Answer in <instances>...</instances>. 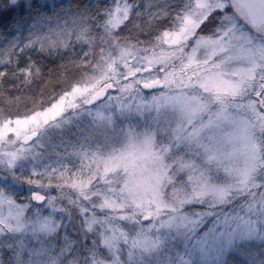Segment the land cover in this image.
Segmentation results:
<instances>
[{
    "label": "rangeland",
    "instance_id": "1",
    "mask_svg": "<svg viewBox=\"0 0 264 264\" xmlns=\"http://www.w3.org/2000/svg\"><path fill=\"white\" fill-rule=\"evenodd\" d=\"M148 1L153 17L169 0ZM195 3L176 30L139 47L112 39L131 12L129 0H113L106 46L92 74L49 106L0 122V235L44 238L59 229L63 197L45 198L44 187L27 180L28 197L16 200L11 192L23 190L14 185L22 165L47 166L46 134L75 132L66 157L79 164L73 179L80 193L100 198L98 208L109 213H89L87 227L113 263L122 264L127 253L130 264H160V257L171 261L176 254L174 264H228L230 257L264 264V27L253 28L235 4L236 32L199 35ZM53 8L30 13L24 29L0 37V66L30 47L67 50L92 42L85 12L68 4ZM104 89L107 96L88 106ZM35 132L38 138L25 144ZM181 179L186 195L174 185ZM188 205L209 209L193 212ZM221 213L232 222L235 243L219 257L204 255L192 247L191 230ZM48 255L37 253L29 264H48Z\"/></svg>",
    "mask_w": 264,
    "mask_h": 264
},
{
    "label": "trees",
    "instance_id": "2",
    "mask_svg": "<svg viewBox=\"0 0 264 264\" xmlns=\"http://www.w3.org/2000/svg\"><path fill=\"white\" fill-rule=\"evenodd\" d=\"M112 1L61 0L58 3H48L43 0H30L28 4L27 0H18L17 3L12 0H0V37H9L18 26L24 29L30 20L29 14L38 9H41L42 15L49 12L48 7H54L53 11H57L59 7L68 4L86 13L93 38L92 42L76 46L74 49L34 46L14 53L12 61L0 66V122L13 116H26L49 106L92 74L106 46L104 23ZM187 1L192 2L169 0L160 5L157 15L149 17L145 6L148 0H129L130 15L124 24L112 33V39L121 44L130 42L139 47L152 45L166 32L176 30L181 25L185 11L190 5ZM163 10L164 14H161ZM215 31V27L209 25L198 34L215 36ZM64 133L51 137L46 134L47 148L44 153L48 154L49 162L44 164L47 166L36 164L28 168L22 165L23 169L15 173L14 183L15 187L23 189L27 188L24 181H35L39 188L44 187L45 198H64L62 203L67 202L65 212L55 217L59 229L52 236L44 238L29 235L13 238L0 235V264H29L32 259H38L37 253H40L42 258L45 250L49 253L48 264H94L97 258L108 264H116L112 262L108 251L101 246L98 233L87 227V221L91 217L89 213L97 218H107L109 213L98 208L100 198L82 195L76 186L73 178L76 177L79 164L76 160L66 157L73 149L69 148L67 143L75 137V132L71 135L66 132L67 136ZM57 159L61 160V164L55 161ZM32 170H36L37 174L32 175ZM174 185H182L185 188L184 195L189 192L184 179L177 180ZM3 188L10 190L8 185ZM31 192L28 189H12L11 193L16 200H20V197L26 198ZM195 208L205 211L209 206H185V209L193 212L197 210ZM83 210L87 212L83 213ZM177 256L179 257L178 254L173 256L171 261L160 257V264H174ZM246 261V258L230 257L228 264H247ZM120 262L130 264L132 259L129 254L124 253Z\"/></svg>",
    "mask_w": 264,
    "mask_h": 264
},
{
    "label": "snow or ice",
    "instance_id": "3",
    "mask_svg": "<svg viewBox=\"0 0 264 264\" xmlns=\"http://www.w3.org/2000/svg\"><path fill=\"white\" fill-rule=\"evenodd\" d=\"M241 2L247 3L248 0H241ZM258 2L264 4V0H258ZM234 8L233 0H196L194 22L198 23L197 32H203L209 25L215 27L217 36L229 31L236 32L238 21L234 15ZM181 227L182 224L177 223V230ZM181 234L185 236L186 240L189 239L187 234ZM190 242L192 247L202 254H215L216 257H219L227 247H231L235 243L232 222L223 213L212 217L191 230ZM217 264H219L218 259Z\"/></svg>",
    "mask_w": 264,
    "mask_h": 264
},
{
    "label": "water",
    "instance_id": "4",
    "mask_svg": "<svg viewBox=\"0 0 264 264\" xmlns=\"http://www.w3.org/2000/svg\"><path fill=\"white\" fill-rule=\"evenodd\" d=\"M237 6L245 13L247 21L255 29L264 27V4L258 2V0H248L247 3L241 2V0H233ZM158 82L155 81L149 85V88L157 86ZM105 97L104 91L95 93L89 101V105L95 103L97 100H102ZM38 137V133H32L27 135L23 142L25 144L32 143Z\"/></svg>",
    "mask_w": 264,
    "mask_h": 264
},
{
    "label": "flooded vegetation",
    "instance_id": "5",
    "mask_svg": "<svg viewBox=\"0 0 264 264\" xmlns=\"http://www.w3.org/2000/svg\"><path fill=\"white\" fill-rule=\"evenodd\" d=\"M233 2H234V1H233ZM111 88H112V86H111V85H108L106 89H111ZM106 89H104V90H99V91H104V92H105V94H106L105 97L107 96V91H106ZM99 91H97V92H99ZM97 92H96V93H97ZM105 97H104V98H105ZM104 98H103V99H104ZM103 99H102V100H103ZM99 101H101V100H97V101H96L95 103H93L92 105L97 104V102H99ZM92 105H89V106H92Z\"/></svg>",
    "mask_w": 264,
    "mask_h": 264
}]
</instances>
